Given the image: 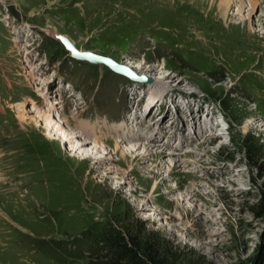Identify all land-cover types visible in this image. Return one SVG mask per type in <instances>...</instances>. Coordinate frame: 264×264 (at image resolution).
Masks as SVG:
<instances>
[{
    "label": "rangeland",
    "instance_id": "rangeland-1",
    "mask_svg": "<svg viewBox=\"0 0 264 264\" xmlns=\"http://www.w3.org/2000/svg\"><path fill=\"white\" fill-rule=\"evenodd\" d=\"M220 1L0 0V264H89L109 224L172 264H264V0ZM85 129L103 160L64 141Z\"/></svg>",
    "mask_w": 264,
    "mask_h": 264
},
{
    "label": "trees",
    "instance_id": "trees-1",
    "mask_svg": "<svg viewBox=\"0 0 264 264\" xmlns=\"http://www.w3.org/2000/svg\"><path fill=\"white\" fill-rule=\"evenodd\" d=\"M89 264H172L152 232H131L109 224L87 236Z\"/></svg>",
    "mask_w": 264,
    "mask_h": 264
},
{
    "label": "bare ground",
    "instance_id": "bare-ground-1",
    "mask_svg": "<svg viewBox=\"0 0 264 264\" xmlns=\"http://www.w3.org/2000/svg\"><path fill=\"white\" fill-rule=\"evenodd\" d=\"M217 1V0H216ZM223 2H221L220 3V5H219V8L220 9H222V8H225L226 9V7H229L231 4H234V2H237V1H234V0H222ZM249 1V4H250V8H251V12H253L255 9H256V6L258 5V1L259 0H248ZM243 1H240L239 3L241 4V8H244V6L242 5L243 3H242ZM223 18L225 19V20H227V18H228V16L226 15V13H224L223 14ZM249 21V20H248ZM245 24H246V22H244ZM33 34H29V32L26 34V39H28V37H31ZM152 69V68H151ZM169 77H165V79L167 80ZM170 79V78H169ZM150 90V89H149ZM146 95H148V94H146ZM145 95V96H146ZM152 98V97H151ZM144 99V98H143ZM142 99V100H143ZM151 101V100H150ZM152 102V101H151ZM34 104V106H35V103H33ZM148 106H153V105H150V104H148ZM23 107H24V105H23ZM26 107H28V106H25V108ZM54 108V107H53ZM151 108V107H150ZM137 113H138V110H136L135 111V116H137ZM162 115H165V113L164 112H162ZM57 116H59V114H55L54 116H53V118H55V117H57ZM168 116V115H167ZM191 116V115H190ZM165 117H166V115H165ZM61 118V117H60ZM135 118V117H134ZM137 119V118H136ZM164 120V119H163ZM127 120H126V118H125V121H124V123L122 124V125H119V126H117V125H115V126H112L110 129V131L108 130V128H107V130L106 131H109V136L108 137H112V135H113V133L115 134V136H117L118 138H119V140L117 141V142H115L114 143V149H113V151H114V154H120V155H122L123 157H127L128 155H131V154H135L136 153V151H138V150H134V149H130V148H128V147H126V146H124L126 143H128V142H133V141H136V139H139L140 137L139 136H141L140 134H129V135H127V133H125V131H128V129H127V125H128V123L126 122ZM135 121L136 120H133L132 121V123L130 122V124L133 126L134 124H135ZM146 121V120H145ZM54 124V125H53ZM175 125V122H174V124H173V126ZM58 126V123L57 122H53V121H51V127H53V128H56ZM159 126V125H158ZM172 126V127H173ZM250 126H252V125H250ZM134 127V126H133ZM151 128H150V130L152 131L153 130V128H152V126H150ZM171 127V128H172ZM157 128V127H156ZM63 128L61 127V126H58L57 127V131H61ZM64 129H68L67 128V126H64ZM126 129V130H125ZM131 131V130H130ZM66 131H64V134H65V136L67 137L66 139H64V141L65 142H72L73 141V139L72 138H78V140H80L81 141V145L80 146H78V149H87V147L88 146H90V145H92V140H94V145L96 146V147H98V146H105V145H108L109 146V144L110 145H112V143L114 142L113 140H110V139H107L106 137H104V139L101 137V139L102 140H100V137L99 138H97V140H96V137H98V135H94L93 133H92V131H91V129H88V130H84V133H83V137H84V139H82V138H80V137H77V135H75V134H73L74 135V137H71V134H68L67 132L65 133ZM69 132V131H68ZM82 132H83V130H82ZM112 134V135H111ZM71 137V138H70ZM131 137V138H130ZM138 137V138H137ZM155 137V135L154 136H152L151 137V139H153ZM106 138V139H105ZM89 139H92L91 141H89ZM57 140H59V141H62L63 139L62 138H57ZM122 144H123V146L124 147H122ZM126 145H129V144H126ZM136 146H139V145H136ZM110 147V146H109ZM99 149H102V147H98ZM150 148H154V147H150ZM150 148H145V150L147 151V153H150L151 152V150L152 149H150ZM84 150V155H82V160H84V161H90V160H92V159H95V163L96 162H99V161H101V160H103V159H98V158H95V157H93V155H95V154H97V152H99L98 151V149H87V150ZM103 151H105L106 152V150L105 149H103ZM111 153H109V154H107L106 155V157L108 158L109 156L108 155H110ZM146 156V155H145ZM106 158V159H107ZM156 165H157V168H161L162 167V164L161 163H155ZM164 169V168H163ZM162 169V170H163Z\"/></svg>",
    "mask_w": 264,
    "mask_h": 264
},
{
    "label": "water",
    "instance_id": "water-1",
    "mask_svg": "<svg viewBox=\"0 0 264 264\" xmlns=\"http://www.w3.org/2000/svg\"><path fill=\"white\" fill-rule=\"evenodd\" d=\"M69 49L73 52V57L80 61H86L94 65H105L109 67L113 72L124 75L131 78L132 80L151 83L152 81L148 78H139L132 70L128 67L118 64L111 58L96 55L90 52L80 53L72 45L69 44Z\"/></svg>",
    "mask_w": 264,
    "mask_h": 264
}]
</instances>
